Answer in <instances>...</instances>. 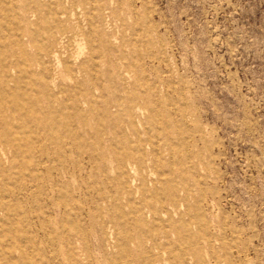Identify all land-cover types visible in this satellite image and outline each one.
<instances>
[{"label":"rangeland","instance_id":"374dc122","mask_svg":"<svg viewBox=\"0 0 264 264\" xmlns=\"http://www.w3.org/2000/svg\"><path fill=\"white\" fill-rule=\"evenodd\" d=\"M25 1L0 0V264H264V0Z\"/></svg>","mask_w":264,"mask_h":264},{"label":"bare ground","instance_id":"6f19581e","mask_svg":"<svg viewBox=\"0 0 264 264\" xmlns=\"http://www.w3.org/2000/svg\"><path fill=\"white\" fill-rule=\"evenodd\" d=\"M58 1L61 0H56L55 2ZM52 3V0H26L25 4L19 9L23 13L29 14L32 18H35L42 11L54 14V10L51 5ZM66 14L67 10H62V12H60V14L58 15L65 16ZM47 33L49 35V42L48 44L41 45L40 43L38 45V51L43 52V54H39L38 62L36 65L37 69L40 71V77L55 84L57 76L60 77L61 75H65L68 76V78H71V69L69 68V64L67 62H64L60 57L61 46L63 44V41L65 40V34H67V32ZM83 65L79 66L78 73L82 72ZM7 67L11 70H15V65L13 63H8Z\"/></svg>","mask_w":264,"mask_h":264}]
</instances>
